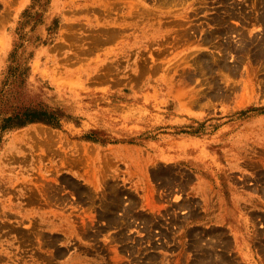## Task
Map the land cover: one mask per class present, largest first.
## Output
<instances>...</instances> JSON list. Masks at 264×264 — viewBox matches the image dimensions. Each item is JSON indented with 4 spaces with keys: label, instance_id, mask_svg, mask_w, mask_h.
<instances>
[{
    "label": "rangeland",
    "instance_id": "374dc122",
    "mask_svg": "<svg viewBox=\"0 0 264 264\" xmlns=\"http://www.w3.org/2000/svg\"><path fill=\"white\" fill-rule=\"evenodd\" d=\"M236 174L264 264V0H0V264H232Z\"/></svg>",
    "mask_w": 264,
    "mask_h": 264
},
{
    "label": "crops",
    "instance_id": "0c3cea01",
    "mask_svg": "<svg viewBox=\"0 0 264 264\" xmlns=\"http://www.w3.org/2000/svg\"><path fill=\"white\" fill-rule=\"evenodd\" d=\"M238 176L239 175L236 174V182H232V202L224 201L221 209V202L218 201L217 206H215L214 199H212V207H210V211L208 212V220L214 222L213 225L231 230L232 264H244V258H241L238 253L239 250L248 243L249 234H252V227L246 220L248 196L243 192V189L240 188L241 185L238 183ZM201 206L205 212V204L203 202ZM230 219L231 223L227 221Z\"/></svg>",
    "mask_w": 264,
    "mask_h": 264
},
{
    "label": "trees",
    "instance_id": "16d2710c",
    "mask_svg": "<svg viewBox=\"0 0 264 264\" xmlns=\"http://www.w3.org/2000/svg\"><path fill=\"white\" fill-rule=\"evenodd\" d=\"M19 124H21V122Z\"/></svg>",
    "mask_w": 264,
    "mask_h": 264
}]
</instances>
